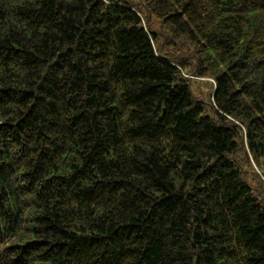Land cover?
Segmentation results:
<instances>
[{
    "label": "trees",
    "instance_id": "1",
    "mask_svg": "<svg viewBox=\"0 0 264 264\" xmlns=\"http://www.w3.org/2000/svg\"><path fill=\"white\" fill-rule=\"evenodd\" d=\"M0 264H264V0H0Z\"/></svg>",
    "mask_w": 264,
    "mask_h": 264
}]
</instances>
